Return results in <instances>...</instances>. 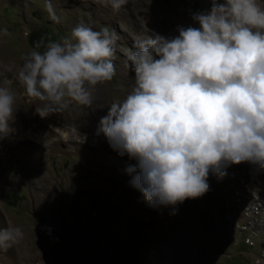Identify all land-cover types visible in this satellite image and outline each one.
I'll return each mask as SVG.
<instances>
[{"label": "rangeland", "instance_id": "1", "mask_svg": "<svg viewBox=\"0 0 264 264\" xmlns=\"http://www.w3.org/2000/svg\"><path fill=\"white\" fill-rule=\"evenodd\" d=\"M47 2L51 12L46 0H0V29L7 30L0 34V80L11 81L17 109L13 133L0 139V227L25 233L21 244L0 251V264H253L255 250L238 244L222 206L227 184L241 175L264 198V170L241 163L222 179L210 174L209 190L171 215L143 202L125 171L134 162L95 135L107 107L131 90L124 59L135 38L151 25L165 38L178 27H198L190 14L207 10L210 0H126L118 11L98 0ZM77 25L116 33L115 75L96 86L90 106L73 103L42 119L16 74L33 50L29 40L60 42Z\"/></svg>", "mask_w": 264, "mask_h": 264}, {"label": "clouds", "instance_id": "2", "mask_svg": "<svg viewBox=\"0 0 264 264\" xmlns=\"http://www.w3.org/2000/svg\"><path fill=\"white\" fill-rule=\"evenodd\" d=\"M98 2L118 11L126 0ZM45 6L52 11L47 0ZM190 15L198 27H178L172 38H135L124 59L131 90L107 107L95 129L134 162L125 171L143 202L171 215L209 190L210 174L222 179L241 163L264 170V4L210 0L207 10ZM116 40L108 28L77 25L60 42H34L16 79L35 113L43 119L73 103L90 106L96 86L115 75ZM10 84L0 80V139L14 131ZM24 239L21 227H0V251Z\"/></svg>", "mask_w": 264, "mask_h": 264}, {"label": "built area", "instance_id": "3", "mask_svg": "<svg viewBox=\"0 0 264 264\" xmlns=\"http://www.w3.org/2000/svg\"><path fill=\"white\" fill-rule=\"evenodd\" d=\"M227 190L229 202L222 206L226 220L235 225L232 232L238 244L255 250L256 264L264 260V198L244 175L229 182Z\"/></svg>", "mask_w": 264, "mask_h": 264}, {"label": "bare ground", "instance_id": "4", "mask_svg": "<svg viewBox=\"0 0 264 264\" xmlns=\"http://www.w3.org/2000/svg\"><path fill=\"white\" fill-rule=\"evenodd\" d=\"M152 16L155 18V14H153ZM156 17H157V16H156ZM164 22H166V20H165ZM152 29H154L153 25H151V27H148L147 32H148V33H149V32H153ZM0 46H1V45H0ZM8 54H9V53H8ZM8 58H9V57H8ZM14 60H15V59H14ZM8 63H9V62H8ZM2 66H3V65H2ZM2 66H1V67H2ZM26 136L28 137L27 133H26V134H23V135H22V138H25ZM7 140H8L7 142H8V144H9V146L14 144L15 139H10V138H8ZM111 162H112V163H116V161H115L113 158L111 159Z\"/></svg>", "mask_w": 264, "mask_h": 264}, {"label": "trees", "instance_id": "5", "mask_svg": "<svg viewBox=\"0 0 264 264\" xmlns=\"http://www.w3.org/2000/svg\"><path fill=\"white\" fill-rule=\"evenodd\" d=\"M52 39V37L51 38H49V40H51ZM29 42L32 44V47H34V44L32 43V41L31 40H29Z\"/></svg>", "mask_w": 264, "mask_h": 264}]
</instances>
